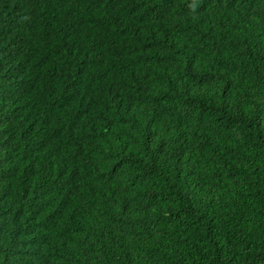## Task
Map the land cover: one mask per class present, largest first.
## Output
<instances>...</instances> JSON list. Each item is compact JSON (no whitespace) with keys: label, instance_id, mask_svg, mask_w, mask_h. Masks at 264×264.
Here are the masks:
<instances>
[{"label":"trees","instance_id":"1","mask_svg":"<svg viewBox=\"0 0 264 264\" xmlns=\"http://www.w3.org/2000/svg\"><path fill=\"white\" fill-rule=\"evenodd\" d=\"M0 264H264V0H0Z\"/></svg>","mask_w":264,"mask_h":264}]
</instances>
